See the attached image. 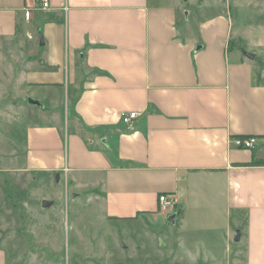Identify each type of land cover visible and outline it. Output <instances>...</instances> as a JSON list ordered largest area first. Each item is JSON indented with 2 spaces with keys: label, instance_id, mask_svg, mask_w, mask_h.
Returning a JSON list of instances; mask_svg holds the SVG:
<instances>
[{
  "label": "crops",
  "instance_id": "1",
  "mask_svg": "<svg viewBox=\"0 0 264 264\" xmlns=\"http://www.w3.org/2000/svg\"><path fill=\"white\" fill-rule=\"evenodd\" d=\"M49 3L26 20L24 0H0V149L16 109L33 180L58 174L113 217H153L161 193L175 218L225 213L223 242L178 240L168 261L264 264V165L249 164L264 159V74L225 11L182 25L175 0ZM247 136L254 148L233 144Z\"/></svg>",
  "mask_w": 264,
  "mask_h": 264
},
{
  "label": "rangeland",
  "instance_id": "2",
  "mask_svg": "<svg viewBox=\"0 0 264 264\" xmlns=\"http://www.w3.org/2000/svg\"><path fill=\"white\" fill-rule=\"evenodd\" d=\"M175 1L184 18L179 23L182 25L194 16L205 18L225 11L231 25V43L249 53L256 52L264 74V0ZM156 2L168 4L172 0ZM14 110L9 128H4L5 122L2 124L4 140L0 149V245L11 249L10 264L15 259L13 264H178L168 261L178 240H202L207 244L209 239L223 242L226 238L227 215L215 214L207 207L198 212L187 210L183 219L177 216L173 222L165 217L172 210H157L147 218L113 217L84 192L71 189L64 179L58 181L56 174L49 184L33 180L36 173L21 170L25 122L23 126L18 122L22 114ZM11 153L18 155L11 157ZM42 200L52 204L44 208ZM196 225H200L199 230ZM159 236L164 241L162 247ZM234 236L235 232L231 244ZM34 253L36 257L31 259Z\"/></svg>",
  "mask_w": 264,
  "mask_h": 264
},
{
  "label": "built area",
  "instance_id": "3",
  "mask_svg": "<svg viewBox=\"0 0 264 264\" xmlns=\"http://www.w3.org/2000/svg\"><path fill=\"white\" fill-rule=\"evenodd\" d=\"M50 0H24V19L29 20L32 17V10L34 8L46 10L50 7ZM136 111H127L122 113L121 120L130 125L132 121L136 118ZM233 144L237 147L244 149H251L257 145V138L254 136L247 137H236L232 139ZM176 206V201L174 197L161 193L158 195V210L162 212L171 211Z\"/></svg>",
  "mask_w": 264,
  "mask_h": 264
},
{
  "label": "water",
  "instance_id": "4",
  "mask_svg": "<svg viewBox=\"0 0 264 264\" xmlns=\"http://www.w3.org/2000/svg\"><path fill=\"white\" fill-rule=\"evenodd\" d=\"M40 42H42V38H40ZM242 53L249 58L254 57V54L246 52L244 50H242ZM28 102L39 105V103L37 101H34L32 99H29ZM58 178H59V175L56 174V179L58 180ZM51 204H52V201L42 200V207H44V208L50 206ZM174 218H175V214H171L170 216L167 217V220L170 222H173ZM239 234H240L239 231H237V233L234 237L235 241H237L239 239ZM158 242H159L160 247L164 246V241L162 240V238L160 236L158 237Z\"/></svg>",
  "mask_w": 264,
  "mask_h": 264
},
{
  "label": "trees",
  "instance_id": "5",
  "mask_svg": "<svg viewBox=\"0 0 264 264\" xmlns=\"http://www.w3.org/2000/svg\"><path fill=\"white\" fill-rule=\"evenodd\" d=\"M249 164H251V165H264V159H252V161Z\"/></svg>",
  "mask_w": 264,
  "mask_h": 264
}]
</instances>
